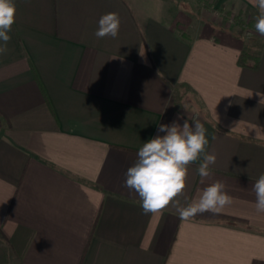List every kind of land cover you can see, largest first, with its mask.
Listing matches in <instances>:
<instances>
[{"label": "crops", "instance_id": "0c3cea01", "mask_svg": "<svg viewBox=\"0 0 264 264\" xmlns=\"http://www.w3.org/2000/svg\"><path fill=\"white\" fill-rule=\"evenodd\" d=\"M14 3L0 55V264H264L252 190L264 174V36L239 33L218 10L254 12L248 21L258 9L218 0L191 17L170 0ZM107 13L118 36L97 38ZM256 40L260 66H241ZM194 118L216 162L204 184L201 161L189 166L185 196L219 180L232 204L187 221L172 206L144 214L127 169L165 134L159 125Z\"/></svg>", "mask_w": 264, "mask_h": 264}, {"label": "clouds", "instance_id": "9594fccd", "mask_svg": "<svg viewBox=\"0 0 264 264\" xmlns=\"http://www.w3.org/2000/svg\"><path fill=\"white\" fill-rule=\"evenodd\" d=\"M258 9L255 17V32L264 36V0H249ZM16 6L14 0H0V55L7 51L9 33L15 23ZM120 19L116 13H107L98 21L95 32L97 38H116L119 33ZM257 135L261 129H255ZM159 133L139 148L137 159L125 175L124 186L135 191L141 201L144 214H162L172 206L182 221H187L204 213L219 214L231 205L233 198L225 190L223 182L217 180L199 191L189 201L185 196L189 166L201 161L197 168L201 184L212 175L210 165L215 164V154L207 152L209 140L206 128L198 120L192 123L185 120L183 125L173 121L171 125L161 124ZM255 193L254 208L258 214H264V174H261L252 186ZM185 197L182 203L179 197Z\"/></svg>", "mask_w": 264, "mask_h": 264}, {"label": "trees", "instance_id": "16d2710c", "mask_svg": "<svg viewBox=\"0 0 264 264\" xmlns=\"http://www.w3.org/2000/svg\"><path fill=\"white\" fill-rule=\"evenodd\" d=\"M197 2L201 4L206 10H211L217 5L218 0H197ZM218 10L220 13L224 14V17L233 18V21L239 25V33L246 34L248 37L255 34V17H251L250 20L247 21V19L242 17V13L239 12L233 15L232 10H227V6L225 5L220 7ZM238 62L241 66L258 68L261 63V57L256 55L249 47H247L240 53ZM1 114L2 112L0 111V117Z\"/></svg>", "mask_w": 264, "mask_h": 264}, {"label": "rangeland", "instance_id": "374dc122", "mask_svg": "<svg viewBox=\"0 0 264 264\" xmlns=\"http://www.w3.org/2000/svg\"><path fill=\"white\" fill-rule=\"evenodd\" d=\"M170 1L172 2V5L173 6L175 5V6H183V7H185L186 10H187L186 13L189 16H191V17L192 16H196V15L199 16V13H201L200 11L203 12L202 8H200L201 7L200 4L196 0H170ZM249 13L252 16H255V13L254 12H249V11L248 12L246 11V15H244V16L247 17ZM213 17H214V15H211V18H213ZM208 18H210V15L208 17V14H207V19ZM195 20H197V18ZM258 44H261V41L260 40L253 41L248 47L251 49L254 45H256L257 47H255V49L258 50V48H260Z\"/></svg>", "mask_w": 264, "mask_h": 264}]
</instances>
